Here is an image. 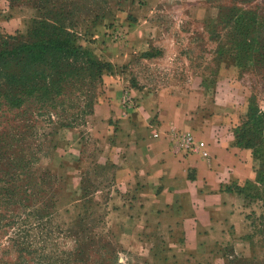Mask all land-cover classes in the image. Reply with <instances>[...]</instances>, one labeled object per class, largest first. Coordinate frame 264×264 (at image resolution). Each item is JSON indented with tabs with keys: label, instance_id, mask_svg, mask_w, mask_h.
Returning a JSON list of instances; mask_svg holds the SVG:
<instances>
[{
	"label": "rangeland",
	"instance_id": "rangeland-1",
	"mask_svg": "<svg viewBox=\"0 0 264 264\" xmlns=\"http://www.w3.org/2000/svg\"><path fill=\"white\" fill-rule=\"evenodd\" d=\"M38 19L59 21L109 66L75 62L46 107L11 104L0 78V187L9 189L0 194V264H151L148 247H126V218L112 210L113 167L101 155L113 123L97 113L117 79L195 95L251 150L254 177L233 186L242 233L231 232L216 251L222 261L209 264L263 260L264 0H0V53L27 42ZM1 71L18 75L19 67ZM22 242L33 252L25 262Z\"/></svg>",
	"mask_w": 264,
	"mask_h": 264
},
{
	"label": "crops",
	"instance_id": "crops-1",
	"mask_svg": "<svg viewBox=\"0 0 264 264\" xmlns=\"http://www.w3.org/2000/svg\"><path fill=\"white\" fill-rule=\"evenodd\" d=\"M117 81L97 115L113 123L101 155L113 167L112 210L126 218V247H148L151 264L221 262L216 251L229 246L231 232L242 233L233 186L253 179L251 150L202 110L195 95ZM184 132L206 142L208 159L174 148L168 135Z\"/></svg>",
	"mask_w": 264,
	"mask_h": 264
},
{
	"label": "trees",
	"instance_id": "trees-1",
	"mask_svg": "<svg viewBox=\"0 0 264 264\" xmlns=\"http://www.w3.org/2000/svg\"><path fill=\"white\" fill-rule=\"evenodd\" d=\"M240 18L237 17V20L241 21ZM27 38V42L20 43L9 51L4 49L0 53V74H2L1 69L11 63L17 64L19 67L18 75L10 76L4 73L0 77L7 79L8 84L11 85V92L7 99L11 104L18 105V108L32 99H37L42 104V107H46L45 105L49 103H55V96H57L61 87L60 83L65 77L76 71L75 62L77 64L83 61L90 64L91 68L96 65L99 71L109 66L94 61L91 58V53L76 45L74 35L68 32L57 20H35ZM247 38L248 36H243V40ZM40 109L41 107H39ZM238 145L243 147L240 144ZM0 182H3V180L0 179ZM8 191L9 189L0 187L1 195L2 192ZM23 233L26 234L27 238L31 237L32 243L34 242V235L31 236L28 232ZM22 244L24 245L18 250V260H24L25 262L24 255L33 252L30 250L31 247L25 245V242H22ZM69 257L71 258L70 255ZM66 264H71V261L69 260ZM238 264H264V259L257 260L255 257L252 259H241Z\"/></svg>",
	"mask_w": 264,
	"mask_h": 264
},
{
	"label": "built area",
	"instance_id": "built-area-1",
	"mask_svg": "<svg viewBox=\"0 0 264 264\" xmlns=\"http://www.w3.org/2000/svg\"><path fill=\"white\" fill-rule=\"evenodd\" d=\"M168 138L171 140L174 148L179 152L185 153V155L197 153L203 159L209 158L206 142L198 140L191 132L175 133L168 135Z\"/></svg>",
	"mask_w": 264,
	"mask_h": 264
}]
</instances>
